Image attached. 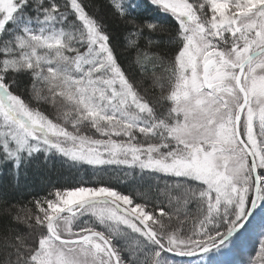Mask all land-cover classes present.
<instances>
[{"label": "snow or ice", "instance_id": "1", "mask_svg": "<svg viewBox=\"0 0 264 264\" xmlns=\"http://www.w3.org/2000/svg\"><path fill=\"white\" fill-rule=\"evenodd\" d=\"M110 2L131 72L85 0H0V167L18 180L43 154L122 171L0 198V264H221L247 233L264 264V0H148L171 25Z\"/></svg>", "mask_w": 264, "mask_h": 264}, {"label": "trees", "instance_id": "2", "mask_svg": "<svg viewBox=\"0 0 264 264\" xmlns=\"http://www.w3.org/2000/svg\"><path fill=\"white\" fill-rule=\"evenodd\" d=\"M132 2L139 5L135 11L138 19L155 18L165 25L173 23L171 17L158 12L154 7L149 5L148 0H132ZM85 3L89 6V11L101 18L107 25V30L111 34L112 44L117 56L123 66L131 72L132 69L129 68V64L134 60L135 52L130 51L126 44L128 29L124 21L115 14L110 0H85ZM145 35L147 36V33ZM133 38L138 39L141 48L145 47V38ZM168 40V33L157 32L152 34V53L166 57L170 51ZM151 72V65H149L148 76H151ZM134 78L141 79V73L136 71ZM144 82L145 85L151 83L150 79L147 78H145ZM40 107L49 115H54V109L48 104H41ZM118 175H122V171L115 166L103 169H93L87 165L73 166L70 162L55 155L50 156L45 161L43 154H40L27 167L20 169L18 180L14 178L13 173L10 171V165L0 167V198L7 199L10 204L23 205L31 200L34 195H43L50 189L54 190V187L68 186L80 180L87 182L111 180L115 183V178ZM174 179L172 177H162L160 184L164 185L165 182L172 183ZM137 181L138 179L132 184L124 185L123 190L127 191ZM165 203H167L166 199ZM6 222L7 219L0 216V225ZM258 251L259 245L248 243L244 247H239L235 251L217 257V259L221 264H250V261L253 259H256V264H260L257 257ZM168 257L177 261V264H195V261L192 262L190 259Z\"/></svg>", "mask_w": 264, "mask_h": 264}, {"label": "rangeland", "instance_id": "3", "mask_svg": "<svg viewBox=\"0 0 264 264\" xmlns=\"http://www.w3.org/2000/svg\"><path fill=\"white\" fill-rule=\"evenodd\" d=\"M152 183H155V178L154 177L150 178V177L145 176L142 180L138 179V181L136 182V184H134V186H136L142 190L144 186H146L148 184H152ZM163 186H164L163 184H160V187H163ZM248 236H250V237H248ZM239 243H240L238 245L239 247H244V245L246 246V244H248V243L258 245L257 237L253 233L245 234V236L240 240Z\"/></svg>", "mask_w": 264, "mask_h": 264}, {"label": "water", "instance_id": "4", "mask_svg": "<svg viewBox=\"0 0 264 264\" xmlns=\"http://www.w3.org/2000/svg\"><path fill=\"white\" fill-rule=\"evenodd\" d=\"M170 255H172V254H170ZM174 256V255H173ZM175 257H179V256H175ZM182 258H185V257H182Z\"/></svg>", "mask_w": 264, "mask_h": 264}]
</instances>
